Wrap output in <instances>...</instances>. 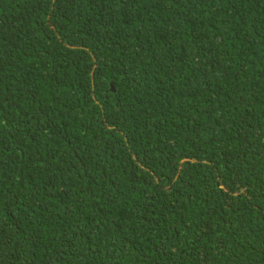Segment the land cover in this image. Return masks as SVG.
<instances>
[{
    "label": "trees",
    "instance_id": "1",
    "mask_svg": "<svg viewBox=\"0 0 264 264\" xmlns=\"http://www.w3.org/2000/svg\"><path fill=\"white\" fill-rule=\"evenodd\" d=\"M0 264H264V0H0Z\"/></svg>",
    "mask_w": 264,
    "mask_h": 264
}]
</instances>
